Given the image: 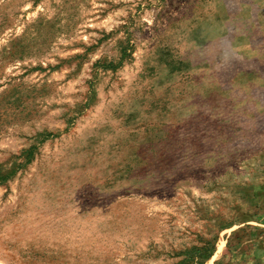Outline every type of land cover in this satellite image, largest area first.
<instances>
[{
    "label": "rangeland",
    "instance_id": "374dc122",
    "mask_svg": "<svg viewBox=\"0 0 264 264\" xmlns=\"http://www.w3.org/2000/svg\"><path fill=\"white\" fill-rule=\"evenodd\" d=\"M0 264H264V0H0Z\"/></svg>",
    "mask_w": 264,
    "mask_h": 264
}]
</instances>
